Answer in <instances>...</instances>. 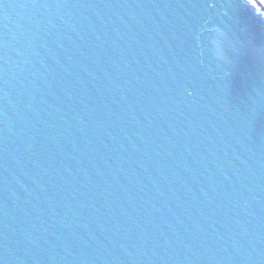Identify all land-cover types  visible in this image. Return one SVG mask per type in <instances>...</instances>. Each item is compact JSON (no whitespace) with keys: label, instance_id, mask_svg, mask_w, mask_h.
<instances>
[{"label":"water","instance_id":"95a60500","mask_svg":"<svg viewBox=\"0 0 264 264\" xmlns=\"http://www.w3.org/2000/svg\"><path fill=\"white\" fill-rule=\"evenodd\" d=\"M0 264H264V5L0 0Z\"/></svg>","mask_w":264,"mask_h":264},{"label":"snow or ice","instance_id":"6c2138e0","mask_svg":"<svg viewBox=\"0 0 264 264\" xmlns=\"http://www.w3.org/2000/svg\"><path fill=\"white\" fill-rule=\"evenodd\" d=\"M250 2H251V3H255V0H250ZM259 3H260L261 5H264V0H259Z\"/></svg>","mask_w":264,"mask_h":264}]
</instances>
